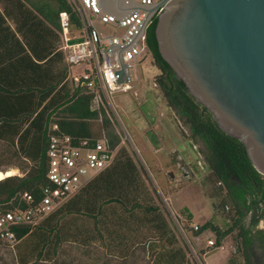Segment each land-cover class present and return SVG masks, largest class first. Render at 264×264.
<instances>
[{"label":"trees","instance_id":"obj_1","mask_svg":"<svg viewBox=\"0 0 264 264\" xmlns=\"http://www.w3.org/2000/svg\"><path fill=\"white\" fill-rule=\"evenodd\" d=\"M62 13L69 15L70 34L81 28L68 0H0V173L6 167L24 173L0 179V209L26 210L52 189L46 154L51 135H70L77 146L101 139L118 148L107 167L37 224L13 227L17 264L62 258L65 242L98 244L103 255L86 264H190L134 158L119 147L121 135L107 117L102 93L94 106L93 89L75 85L67 77V64L56 67L65 57L59 49L65 32ZM156 22L155 15L145 32L159 71L154 81L180 125L188 128L186 137L202 144L200 153L221 196L219 206L227 211L224 229L207 221L194 234L211 229L218 245L235 233L243 264H264V175L252 165L243 143L219 127L161 57Z\"/></svg>","mask_w":264,"mask_h":264},{"label":"water","instance_id":"obj_2","mask_svg":"<svg viewBox=\"0 0 264 264\" xmlns=\"http://www.w3.org/2000/svg\"><path fill=\"white\" fill-rule=\"evenodd\" d=\"M98 2L118 19L137 9L145 12L129 41L105 49L118 56L117 83L130 80L122 52L145 34L156 15L161 57L219 127L243 143L252 165L264 175V0Z\"/></svg>","mask_w":264,"mask_h":264},{"label":"rangeland","instance_id":"obj_3","mask_svg":"<svg viewBox=\"0 0 264 264\" xmlns=\"http://www.w3.org/2000/svg\"><path fill=\"white\" fill-rule=\"evenodd\" d=\"M75 68L81 72L83 65ZM158 72L150 53H143L137 62L132 61V88L114 93L112 109L107 107L106 113L114 130L121 135L119 147H125L134 158L154 193L156 204L184 247L190 264H243L240 253L235 249V233L212 246L208 245L209 240L215 241L211 229L194 234L207 221L224 229L228 225L227 211L219 206L221 196L211 171L203 162L202 144L186 137L188 128L180 125L154 81ZM95 123H100V120ZM151 135H155V142ZM177 159L187 165L191 175L185 180L177 177V181L171 183L168 171L172 170L175 175L179 173L175 167ZM5 170L0 173V179L24 174L18 168L6 167ZM63 247L62 258L36 263L86 264L90 257L103 255L95 243L84 247L65 242ZM0 264H17L11 246L0 245Z\"/></svg>","mask_w":264,"mask_h":264},{"label":"built area","instance_id":"obj_4","mask_svg":"<svg viewBox=\"0 0 264 264\" xmlns=\"http://www.w3.org/2000/svg\"><path fill=\"white\" fill-rule=\"evenodd\" d=\"M135 1L151 4L157 0ZM68 2L75 8L82 26L75 33L70 34L67 29L69 15L61 14V24L65 32L59 48L65 54L64 61L70 68L83 65L80 73L72 75L74 84L85 85L88 89H93L94 106L101 92L107 107L112 109L114 93L128 91L132 88V61L137 62L141 54L148 52L145 34L122 52L123 61L127 64L129 71V82L117 83L116 70L120 68L118 56L105 49L111 44H122L129 41L138 32L145 12L137 9L118 19L113 14L104 12L98 0H68ZM70 39L79 40L70 42ZM117 148H109L101 139L91 146H77L73 144L70 135H51L46 154L47 177L53 187L38 203L26 210L2 211L0 209V245L7 244L12 247L16 243L14 226L37 224L98 172L107 167L113 161ZM24 197L31 200L28 194H24ZM214 244V240L208 241L209 246Z\"/></svg>","mask_w":264,"mask_h":264},{"label":"flooded vegetation","instance_id":"obj_5","mask_svg":"<svg viewBox=\"0 0 264 264\" xmlns=\"http://www.w3.org/2000/svg\"><path fill=\"white\" fill-rule=\"evenodd\" d=\"M203 159V157H202ZM203 162L205 163L204 159H203ZM206 164V163H205ZM207 166V164H206ZM175 167H177V169L179 170V173L178 174H174L172 170H169L168 171V178H169V181L172 183V182H176L177 181V177L179 178V180H185L187 178L190 177L191 173H190V169L187 167V165L182 162L180 159H177L176 162H175ZM170 172L173 173V175H170ZM173 183V184H174Z\"/></svg>","mask_w":264,"mask_h":264},{"label":"crops","instance_id":"obj_6","mask_svg":"<svg viewBox=\"0 0 264 264\" xmlns=\"http://www.w3.org/2000/svg\"><path fill=\"white\" fill-rule=\"evenodd\" d=\"M13 25V24H12ZM60 49V48H59ZM64 64H66V62L64 61V62H58V63H56V67H62ZM69 66H67V68H68ZM76 73H80V72H78L77 70H76V68H75V66L74 67H69L68 68V75H67V77L69 78L70 76H72V75H74V74H76ZM151 139H152V141L153 142H155V135H151Z\"/></svg>","mask_w":264,"mask_h":264}]
</instances>
